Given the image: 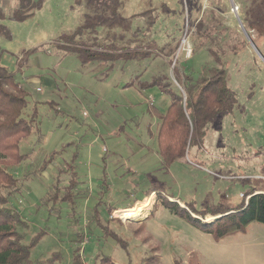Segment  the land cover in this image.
<instances>
[{
  "label": "rangeland",
  "instance_id": "374dc122",
  "mask_svg": "<svg viewBox=\"0 0 264 264\" xmlns=\"http://www.w3.org/2000/svg\"><path fill=\"white\" fill-rule=\"evenodd\" d=\"M34 1L41 7L17 22L11 19L17 0H0L7 29L0 34V66L28 91V110L38 102L39 131L19 147L29 158L15 168L2 165L17 179L19 192L9 204L28 225L24 242L44 233L30 260L58 253L60 264H71L79 246L84 264H96L100 255L115 264H141L146 257L160 264H264L263 224L215 239L162 204L187 211L236 208L263 178L264 37L255 40L248 25L264 23V0H118L115 20L98 27L88 0ZM73 34L77 44L150 55L111 67L83 64L58 49L60 37ZM211 67L227 71L233 112L210 122L203 146L164 170L157 114L167 111L171 96L151 83L181 91L174 77L181 84ZM71 178L72 203L43 204L55 186L60 198ZM152 188L159 193L144 196ZM142 201L132 212L146 205L144 217H120Z\"/></svg>",
  "mask_w": 264,
  "mask_h": 264
},
{
  "label": "trees",
  "instance_id": "16d2710c",
  "mask_svg": "<svg viewBox=\"0 0 264 264\" xmlns=\"http://www.w3.org/2000/svg\"><path fill=\"white\" fill-rule=\"evenodd\" d=\"M17 2V8L11 15V19L17 22H23L41 7V1L17 0ZM88 3L95 12V27L115 20L118 0H88ZM108 12L110 17L106 18L105 14ZM4 18V14L0 12V34L6 35L7 29L1 23ZM248 27L255 33V40L264 37L263 22H252ZM79 31L80 28L75 33ZM74 38L75 34L60 37L58 49L64 50L68 54L78 55L83 64L93 63L111 67L116 62L136 61L148 58L150 55L149 51L137 48L77 44L74 42ZM209 53L217 64L221 63L220 58L213 51L209 50ZM175 71L176 65L174 64L173 72L175 73ZM174 80L181 91H171L169 85L163 84L161 80L151 83L171 96V104L163 115L157 114L152 109L151 103L149 104L152 113L157 114V153L164 170L188 156L191 149L201 148L204 143L206 126L220 116L231 114L236 105L235 93L228 86L227 71L222 67L203 68L196 78L184 76L181 84L175 77ZM28 97V91L21 87L13 73L0 66V264H60L61 257L58 253H52L43 260H30L31 249L44 233L41 232L33 236L27 244L24 242L28 225L9 204L14 194L19 192L17 179L5 168H2V165L15 168L27 161L29 156L20 153V144L39 131L36 112L38 102L32 103L33 109L30 111L28 110ZM261 177L263 178L254 180L248 193L242 196L244 202L236 208L218 207L199 211L188 208L189 211H187L186 208H181L168 200L163 199L162 204L171 213L178 215L202 233L215 239H221L243 231L252 223L264 225V166ZM74 185V180L71 178L68 188L60 198L58 186H55L53 194L48 196L43 204L55 205L58 201L67 200L72 203L71 195ZM156 192L152 188L147 190L144 196ZM144 201L137 203L134 208L128 210L129 213H123L120 217L132 220L144 217L146 205L136 212H132L136 207L143 205ZM113 210L115 208L108 210L109 216ZM207 214L212 218H218L212 223H206L203 221V217ZM95 219L99 225V220ZM100 227L107 236L120 243L114 234H107V229ZM81 239L79 237L78 243L82 242ZM79 251L80 247L78 246L74 250L71 264H84ZM96 264L115 263L109 256L100 255ZM141 264H160V262L158 259L152 260V258L146 257Z\"/></svg>",
  "mask_w": 264,
  "mask_h": 264
},
{
  "label": "built area",
  "instance_id": "2783aa9c",
  "mask_svg": "<svg viewBox=\"0 0 264 264\" xmlns=\"http://www.w3.org/2000/svg\"><path fill=\"white\" fill-rule=\"evenodd\" d=\"M189 51V50H188ZM190 52V51H189ZM189 52H187L188 54L187 55H189Z\"/></svg>",
  "mask_w": 264,
  "mask_h": 264
},
{
  "label": "water",
  "instance_id": "95a60500",
  "mask_svg": "<svg viewBox=\"0 0 264 264\" xmlns=\"http://www.w3.org/2000/svg\"><path fill=\"white\" fill-rule=\"evenodd\" d=\"M214 219H217V218H214Z\"/></svg>",
  "mask_w": 264,
  "mask_h": 264
}]
</instances>
